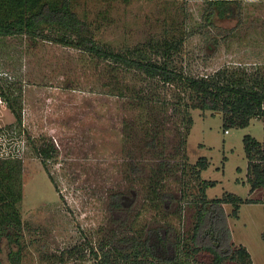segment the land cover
I'll list each match as a JSON object with an SVG mask.
<instances>
[{
	"label": "rangeland",
	"instance_id": "1",
	"mask_svg": "<svg viewBox=\"0 0 264 264\" xmlns=\"http://www.w3.org/2000/svg\"><path fill=\"white\" fill-rule=\"evenodd\" d=\"M73 1V10L91 23L95 37L115 50L168 31L171 38L184 36L179 55L183 61L178 60L191 75L264 64V0H236L233 18L216 24L206 20L207 0ZM49 31L56 35L55 30ZM96 65L97 60L56 41L26 35L0 37V84L8 86L15 103L22 106L23 122L18 125L0 96V153L22 160L23 264H96L87 249L83 258L81 253L65 257V263L60 258L77 245L99 246L113 227V217H127L133 229L166 224L188 231L195 206L180 204L181 180L190 181L189 199L200 192L201 180H216L207 189L208 197H221L227 191L256 200L243 203L239 217H230L229 223L234 242L248 248L254 264H264V187L251 191L243 140L247 134L264 140L263 119L253 118L248 126L226 132L220 113L195 109L193 126L182 144L172 110H166L169 130L160 137L165 153L172 165L186 160L188 172L182 178L172 166L163 184L177 198L157 209L145 190L149 170L142 169L143 182L128 180L130 146L123 128L137 113L126 107V100L108 93L107 74ZM43 140L57 149L46 165L35 150ZM201 156L207 157L209 167L195 177L191 167ZM115 191L123 193L120 210L109 207ZM231 209L227 205L229 213ZM2 248L0 258L9 264L6 242ZM198 258L210 263L207 255Z\"/></svg>",
	"mask_w": 264,
	"mask_h": 264
},
{
	"label": "trees",
	"instance_id": "2",
	"mask_svg": "<svg viewBox=\"0 0 264 264\" xmlns=\"http://www.w3.org/2000/svg\"><path fill=\"white\" fill-rule=\"evenodd\" d=\"M207 1L205 16L209 24L230 20L235 15L236 0ZM73 7V0H0V37L26 35L56 41L97 60V68L103 66L108 93L126 100V107L137 113L136 119L126 120L123 128V136L130 146L128 180L143 182L142 169H148L149 183L145 190L157 209L172 204L177 198L164 188L166 174L174 166L182 178L188 172L186 160L172 165L171 157L165 153L166 144L160 137L169 130L166 110H172L171 118L182 144H186L193 126L192 110L195 109L204 114L207 111L220 113L225 131L248 126L253 118L264 121V64L227 66L207 76L191 75L180 64L183 35L171 38L166 31L164 36L115 50L95 37L91 23ZM49 30H55L56 35L52 36ZM0 96L14 113L17 124L22 125V106L15 103L8 86L0 84ZM176 117L179 118L175 120ZM243 140L248 158V181L254 191L264 187V140L250 134ZM35 150L44 165L57 152L55 144L46 140L35 145ZM208 167L207 157L201 156L191 170L195 177H200L201 171ZM21 177L22 160L0 153V253L2 243L6 242L10 249L9 264H23L26 223L21 211ZM181 181L183 202L180 204L195 206L188 231L166 224L133 229L127 217H113V227L99 246H90L88 242L71 247L62 253L61 262L78 253L83 258L87 249L96 264H204L199 254L207 255L209 264H254L248 248L234 242L229 218H238L242 204L256 200L227 191L221 197L210 198L207 189L215 186L216 180H201L200 192L189 199L192 196L187 192L190 181ZM227 205H231L230 213ZM109 207L123 208L121 191L112 192ZM0 264H3L1 258Z\"/></svg>",
	"mask_w": 264,
	"mask_h": 264
},
{
	"label": "built area",
	"instance_id": "3",
	"mask_svg": "<svg viewBox=\"0 0 264 264\" xmlns=\"http://www.w3.org/2000/svg\"><path fill=\"white\" fill-rule=\"evenodd\" d=\"M226 132H228V131H226Z\"/></svg>",
	"mask_w": 264,
	"mask_h": 264
}]
</instances>
